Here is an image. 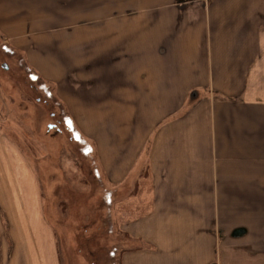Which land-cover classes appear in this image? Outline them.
Instances as JSON below:
<instances>
[{
  "label": "crops",
  "instance_id": "crops-1",
  "mask_svg": "<svg viewBox=\"0 0 264 264\" xmlns=\"http://www.w3.org/2000/svg\"><path fill=\"white\" fill-rule=\"evenodd\" d=\"M110 4L87 27L86 0H0V34L94 146L111 217L136 244L121 264H264V0ZM3 143L0 211L29 222L14 233L25 257L22 237L44 224L38 176Z\"/></svg>",
  "mask_w": 264,
  "mask_h": 264
},
{
  "label": "rangeland",
  "instance_id": "rangeland-1",
  "mask_svg": "<svg viewBox=\"0 0 264 264\" xmlns=\"http://www.w3.org/2000/svg\"><path fill=\"white\" fill-rule=\"evenodd\" d=\"M86 9L87 27L111 18L110 0H86ZM31 60L32 54L28 56L0 34V140L21 154L22 165L36 170L44 223L37 237H22L29 242L24 257L16 252L20 244L14 233L30 229L29 222L22 212L14 211L17 214L7 220L0 211V264L2 255L18 258L16 264H47L51 246L46 245V226L50 230V225L55 229L56 264H121L122 252L136 244L118 230L111 217L112 193L104 182L96 150L81 136L69 111ZM25 189L22 203L29 209L30 189ZM22 205L12 207L16 210Z\"/></svg>",
  "mask_w": 264,
  "mask_h": 264
}]
</instances>
